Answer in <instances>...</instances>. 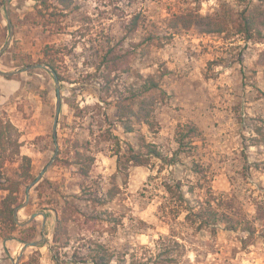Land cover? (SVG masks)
I'll use <instances>...</instances> for the list:
<instances>
[{"label":"rangeland","instance_id":"374dc122","mask_svg":"<svg viewBox=\"0 0 264 264\" xmlns=\"http://www.w3.org/2000/svg\"><path fill=\"white\" fill-rule=\"evenodd\" d=\"M248 1L255 0H73L76 10L65 18L46 22L33 14L38 1L11 0L13 36L0 58V71L11 73L36 64L51 68L47 64L51 61L60 76L61 96L57 123L59 161L44 173L40 180L43 186L38 191L33 190L35 186L30 190L28 205L19 210L18 220L22 222L41 211L39 204L48 200L55 205L63 198L74 202L73 197L81 195V186L85 187V201L78 203L85 215L69 223V244L60 249L58 258L53 243L55 215L48 211L46 243L39 248H27L18 264H91L83 258L93 242L105 243L117 256H140L153 252L158 239L169 235L158 206L163 195L161 182L171 176L173 168L159 172L161 163L155 158L147 165L126 161L128 147H136V132L124 133L114 116L112 96L105 94L97 71L100 58L108 49L127 55L125 66L129 71L118 74L115 84L116 95H128L126 87L134 82L138 67L136 54L141 46H136L151 33L166 39L161 41V47L148 48L150 61L141 63L145 67L140 73L155 76L163 95L155 109L153 130L142 125L136 128L137 133L146 143L160 147L169 158L178 149L179 133L191 126L197 128V148L191 150L187 140L180 146L179 176L187 174L183 164L192 159L187 151L190 149L196 160L206 166L215 194L237 197L233 207L238 214L260 216L256 202L264 200V144H250L254 142L251 129L257 125L264 130V74L257 65L264 42H245L232 32L202 35L195 30L174 32L166 28L172 14L190 6H199L204 15L211 13L219 2L237 7ZM136 14L140 15L138 28L130 31V20ZM7 38L3 6L0 49ZM0 80L5 85L17 86L13 92L7 87L0 90V116L8 118L18 130L19 142L23 143L20 152L31 159L32 174L37 176L54 152V80L47 70L40 68L0 76ZM29 81L32 85L27 90L25 83ZM109 130L119 140L117 145L110 139ZM85 149L94 161L88 176L82 178L74 173L77 166L72 164L76 161L73 152ZM118 156H123L120 160L126 165L121 171H117ZM246 165H250L248 171L244 169ZM112 187L118 194L107 204L93 207L88 201ZM106 213L120 221L113 225L102 222L100 218ZM96 215L99 220L93 219ZM41 220L39 216L20 227L15 240L0 238V264H13L24 242L40 238ZM263 224L260 220L255 222L253 236L222 228L216 233L191 231L185 238V261L264 264Z\"/></svg>","mask_w":264,"mask_h":264},{"label":"trees","instance_id":"16d2710c","mask_svg":"<svg viewBox=\"0 0 264 264\" xmlns=\"http://www.w3.org/2000/svg\"><path fill=\"white\" fill-rule=\"evenodd\" d=\"M241 3L234 7L230 3L219 2L211 13L204 15L200 14L199 6H190L183 11L172 14L166 22V28L174 32L195 30L202 35H220L225 32H232L234 35L240 36L245 42H264V0ZM37 4L33 14L35 17L45 19L46 22H49L50 19L65 18L77 9V6H73V0H39ZM3 6L1 1L0 7ZM139 17L140 15L136 14L131 18L130 31L137 30ZM163 39H166V36L147 34L143 41L136 46H141L136 54L138 67L135 70L134 82L126 87L128 93L126 96L116 95L118 88L115 84V78L118 74L129 71L125 66L127 55H117L114 50L108 49L101 56L97 71H100L104 84L102 89L106 95L112 96L114 116L124 133L136 132V147L135 149L128 147L129 156L124 155L126 161L133 165H147L151 158H155L161 163L159 172L161 169L173 168L170 172L171 176L161 182L163 195L159 198L158 206L160 217L169 227V235L158 239L153 252H147L140 256H117L105 243L93 242L87 248L85 258H83L85 262L91 264H113V262L115 264H187L185 261L187 251L185 238L191 231L195 233L208 230L216 233L218 229L222 228L253 236L256 232L255 222L260 220L264 223V200L256 202V210L260 216L255 217L236 212L233 206L237 197L213 192L206 166L200 159L196 160V155L190 152L197 148L194 145L195 140L199 137L197 128L191 126L179 133L178 149L169 158L160 147L153 143H146L144 138L137 133L136 128L142 125L151 130L155 125L154 113L163 91L160 89L159 81L155 76L143 75L140 70L145 67L143 66L145 64H141L143 61H150L148 48L151 45L161 47ZM47 64L55 70L53 62L50 61ZM257 65L263 68L264 74V50L259 54ZM101 66L102 69H100ZM59 77L58 75V79ZM31 85L32 81L26 82V89L29 90ZM262 94L264 95V92ZM251 132L254 135L252 138L254 142L250 146L259 147L263 145L264 130L255 125ZM108 134L117 145L119 141L117 137L113 136L110 130ZM184 140H187V145L191 149L187 151L188 155H192V159L186 164L182 163L187 169V174L182 178L179 176L178 167L181 164L180 154L182 150H180V146ZM22 146L23 143L19 142L18 130L8 118L0 116V193H3V196L0 197V238L3 241L16 239L15 233L20 227L14 221L13 212L16 207L24 203L25 189L36 177L32 174L31 159L20 152ZM73 153L76 161L72 164L77 166L74 173L79 177L86 178L94 158L88 154V149H85V152L75 150ZM115 154L117 156L118 152ZM121 157L123 158V156ZM121 157H117V171L126 168V165L121 163ZM58 159L56 158L54 163H57ZM249 168L250 165H246L244 169L248 171ZM172 173L175 175L173 176ZM42 186L43 184L40 182L33 190L38 191ZM81 188V195L74 196V202L63 198L57 205L52 200L39 204L41 211L45 212L46 216L48 211H52L55 215L53 243L56 258L59 256L60 249L69 244V223L83 214L78 204L85 201L83 198L85 187L81 186ZM117 194L118 190L112 187L100 196L95 194L88 201L92 203L93 207L102 206L112 201ZM59 204L60 207L58 208ZM93 219L99 220L97 215ZM100 219L102 222L112 225L120 221L119 218L108 213ZM34 224L32 222V231L35 229ZM262 235L264 237V229Z\"/></svg>","mask_w":264,"mask_h":264},{"label":"water","instance_id":"95a60500","mask_svg":"<svg viewBox=\"0 0 264 264\" xmlns=\"http://www.w3.org/2000/svg\"><path fill=\"white\" fill-rule=\"evenodd\" d=\"M35 1H39V0H35ZM10 2H11V0H4V12H5L6 23H7V28H8V38L5 42V44L0 49V58H1L2 54L5 52V50L8 48V46L12 40V36H13V25H12L11 17H10ZM39 68L47 70L51 74V76L54 80V84H55L56 101H55V109H54V115H53L52 126H51V134H52V140H53V145H54V152H53V155H52L50 161L48 162V164L40 171V173L34 178V180L32 182H30V184L26 187L24 203L14 209L13 218H14L15 223L19 227H24V226L28 225L32 220H34L36 217H39V216L41 217L42 220H41L40 238L33 240V241L24 242L20 251H19L17 259L15 260V262L13 264H18L19 259L22 257L23 253L25 252V250L27 248H39V247L43 246L47 240V237L45 234V229H46V214H45V212L39 211V212L33 213L29 216L28 219H26L22 222L18 220V212L20 209H22L23 207L28 205L30 190L40 182V180L42 179L46 170L53 164V162L55 161V159L58 156L57 123H58L59 112H60V107H61V96H60L59 79H58L57 73L55 72V70L49 68L48 66L36 64V65L25 67L22 70H17V71L11 72V73H5V72L0 71V76H10V75L19 73L23 70H33V69H39Z\"/></svg>","mask_w":264,"mask_h":264},{"label":"crops","instance_id":"0c3cea01","mask_svg":"<svg viewBox=\"0 0 264 264\" xmlns=\"http://www.w3.org/2000/svg\"><path fill=\"white\" fill-rule=\"evenodd\" d=\"M14 83V82H13ZM6 87H7V90H9L10 92H13L14 90H16V85H14V84H12L11 86L10 85H8V83H7V85H5V83H3L1 80H0V90L2 91V90H6Z\"/></svg>","mask_w":264,"mask_h":264}]
</instances>
